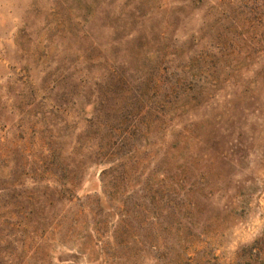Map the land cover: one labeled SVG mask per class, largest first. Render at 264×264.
Masks as SVG:
<instances>
[{
    "label": "rangeland",
    "instance_id": "obj_1",
    "mask_svg": "<svg viewBox=\"0 0 264 264\" xmlns=\"http://www.w3.org/2000/svg\"><path fill=\"white\" fill-rule=\"evenodd\" d=\"M0 264H264V0H0Z\"/></svg>",
    "mask_w": 264,
    "mask_h": 264
}]
</instances>
